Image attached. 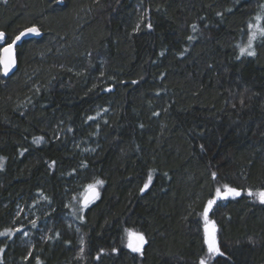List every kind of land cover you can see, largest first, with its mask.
<instances>
[{
  "label": "trees",
  "instance_id": "trees-1",
  "mask_svg": "<svg viewBox=\"0 0 264 264\" xmlns=\"http://www.w3.org/2000/svg\"><path fill=\"white\" fill-rule=\"evenodd\" d=\"M261 5L0 0L7 44L43 32L12 77L0 68V233H33L30 254L20 234L0 238L1 264H78L79 235L82 264H264V204L247 196L264 190V45L240 56ZM224 184L242 196L217 198ZM210 199L224 256L204 242Z\"/></svg>",
  "mask_w": 264,
  "mask_h": 264
},
{
  "label": "snow or ice",
  "instance_id": "snow-or-ice-1",
  "mask_svg": "<svg viewBox=\"0 0 264 264\" xmlns=\"http://www.w3.org/2000/svg\"><path fill=\"white\" fill-rule=\"evenodd\" d=\"M7 2V0H5ZM262 10H264V5L260 6ZM255 20L258 22L256 24H249L248 29L250 30V34L247 36V43L245 45L240 46V56H255V42L259 40V42L264 45V26H262V22H264V17L261 15H256ZM148 27L151 28V24H148ZM193 30H196V25H193ZM139 28V25H137ZM27 34H40V30L37 26L29 27L16 35L11 43H8L5 47L0 49V64L3 65L4 74L7 75L9 70L15 65L16 63V52L15 46L17 41H20L22 37L26 36ZM194 37L189 36L188 39L192 40ZM5 39V33L0 31V40ZM239 58V57H238ZM243 103V101H242ZM43 140V137L37 138L35 141L39 143ZM203 148V146L201 145ZM54 163V162H53ZM3 167L2 158H0V168ZM213 178L216 177L215 173H212ZM151 181V176H149V182ZM104 182L102 180H97L96 184L88 185V192L93 194L94 198H98L99 193L96 192V185H102ZM148 187V183H145L144 187L141 191H144ZM223 193L221 192L220 188L216 189V197L227 199L228 197H239L242 195V191L238 188L232 187L231 185L224 184L223 185ZM247 196L255 197L258 199L260 204H264V190H257L254 192L252 189L247 190ZM89 202L88 197H85V205ZM216 204V199H210L207 202V205L203 212L204 218V242L207 245V252L213 256H224L225 253L221 251L219 246L218 238H217V225L215 221L209 220V212L211 211L213 205ZM35 224V222H33ZM8 233H0V235H7ZM128 236V243L127 247L130 248L135 253L143 254L144 245L147 243V240L143 233L135 232L133 230H127ZM113 251H116L113 249ZM199 264H208L206 259H201Z\"/></svg>",
  "mask_w": 264,
  "mask_h": 264
},
{
  "label": "rangeland",
  "instance_id": "rangeland-1",
  "mask_svg": "<svg viewBox=\"0 0 264 264\" xmlns=\"http://www.w3.org/2000/svg\"><path fill=\"white\" fill-rule=\"evenodd\" d=\"M22 73H24V75L28 78L29 75L31 76L33 74L32 71H30V68H28L27 66L25 67L24 66V69L22 70ZM33 78V77H32ZM21 212V211H20ZM19 212V214H20ZM28 218V212L25 214L24 216V219ZM67 218H71V214L67 217ZM218 229V228H217ZM39 230V238L41 240H45L48 238V232L49 230L48 229H44V228H41V229H38ZM17 234H20V238L18 239V244L21 245L22 247H25V248H28L29 249V254L32 252V247H33V238H32V229H25L24 227H16V229H14V231L12 233H8L7 235H9L11 238H14ZM79 234V233H78ZM217 234H218V231H217ZM7 235H1L0 238L4 237V236H7ZM79 248H78V255H77V260H78V264H82L83 262V248H82V241H81V237L79 235ZM127 243H128V238H127ZM1 244V242H0ZM130 249V248H129ZM131 250V249H130ZM3 251L1 249V245H0V264L1 262L3 261ZM28 254V255H29ZM212 257H216V256H213L211 255ZM29 257V256H28Z\"/></svg>",
  "mask_w": 264,
  "mask_h": 264
},
{
  "label": "water",
  "instance_id": "water-1",
  "mask_svg": "<svg viewBox=\"0 0 264 264\" xmlns=\"http://www.w3.org/2000/svg\"><path fill=\"white\" fill-rule=\"evenodd\" d=\"M38 28H39V27H38ZM39 30H40V28H39ZM42 37H43V32L40 30V34H39V35H36V34H27L26 36L22 37L20 41H17L16 46H15V52H16V63H15V65L9 70V72H8L7 75L4 74V68H3V65L0 64V68H1V70H2V75H3L4 78H10V77H12V76L17 72V70H18V67H19V62H18V51H17L18 47H20L25 41H28V40H31V39H41ZM0 41H1V44H2L3 47H5V46L7 45V43H6V36H5V39H4V40H0ZM96 192L100 193L98 188H96ZM86 196H87L88 199H89V202L87 203V205L93 203V202L97 199V198H94V197H93V194H92L91 192H87L86 195H85V197H86ZM241 196H242V195H241ZM241 196H239V197H241ZM85 197H84V199H83V204H84V205H85ZM239 197H234V198H239ZM231 198H233V197H228L227 199H224V200H228V199H231ZM221 199H222V198H221ZM87 205H85V206H87Z\"/></svg>",
  "mask_w": 264,
  "mask_h": 264
}]
</instances>
